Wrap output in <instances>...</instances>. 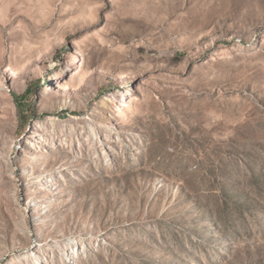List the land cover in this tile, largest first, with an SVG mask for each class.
<instances>
[{"label": "rangeland", "instance_id": "1", "mask_svg": "<svg viewBox=\"0 0 264 264\" xmlns=\"http://www.w3.org/2000/svg\"><path fill=\"white\" fill-rule=\"evenodd\" d=\"M0 264H264V0H0Z\"/></svg>", "mask_w": 264, "mask_h": 264}, {"label": "trees", "instance_id": "2", "mask_svg": "<svg viewBox=\"0 0 264 264\" xmlns=\"http://www.w3.org/2000/svg\"><path fill=\"white\" fill-rule=\"evenodd\" d=\"M15 98H17L16 96H14Z\"/></svg>", "mask_w": 264, "mask_h": 264}]
</instances>
